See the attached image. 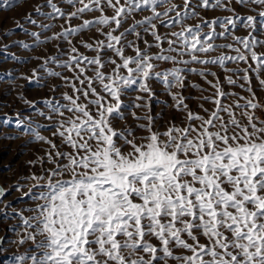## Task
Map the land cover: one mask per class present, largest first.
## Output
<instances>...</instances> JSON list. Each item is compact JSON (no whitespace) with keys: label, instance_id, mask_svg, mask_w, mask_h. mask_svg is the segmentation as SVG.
Masks as SVG:
<instances>
[{"label":"snow or ice","instance_id":"obj_1","mask_svg":"<svg viewBox=\"0 0 264 264\" xmlns=\"http://www.w3.org/2000/svg\"><path fill=\"white\" fill-rule=\"evenodd\" d=\"M77 2L82 7L68 14L66 19L79 18L85 12L93 11V6L103 13L102 0H91V3L69 0V3ZM104 2L114 9V16L102 14L95 21L85 20L79 27L65 29L53 37L71 43L69 38L82 31L115 25L111 31L102 33L107 43L98 41L95 48L92 44H84L97 53L94 58L72 56L69 62L60 65L69 70L74 65L79 68L80 75L85 72V68H80L81 64L96 66L95 76L85 77L88 90L77 89L75 85L73 88L82 92L86 99L90 93L96 97L88 104L97 114L94 116L88 105L79 104V97L68 95L64 99L70 101L71 106H51L53 113L63 116L61 109L66 107L75 117L59 123L54 132L73 152H57L56 155L63 156L67 163L51 170L48 183L40 186L43 191L30 194L32 199L43 203L31 210L36 213L34 216L22 220L30 231L18 243L31 242L34 247L31 252L18 257V264H29V261L30 264H264V121L257 122L254 112L250 111L259 107L253 102L254 93L244 106L235 105L247 120L243 125L232 106H226L216 98L212 101L216 110L208 119L188 113L189 121L201 122L198 127L191 123L184 128L172 125L159 133L153 131L152 118L148 117V125L140 126L148 135L140 138L139 143L132 130L118 132L112 127V120L124 118L122 89L139 81V90L151 94L147 83L150 79L162 82L169 90L183 83L181 69L166 73L154 71L153 60L180 62L163 54V49L155 56L139 48H135V56L124 55L121 42L125 33L114 35L113 32L134 12L149 9L152 15L126 32L139 39L137 26L147 25L145 31H151L158 48L165 38L155 31L154 21L159 20L166 27L181 25L182 31L171 33L176 40L167 39V51L187 54L191 61L224 66L226 61L247 62L248 56L237 48L234 49L237 56L198 60L197 53L207 54L216 49L209 42L214 39L213 33L206 34L202 40L200 25L183 27V21L189 16L190 0H184L183 13L176 11V5L166 8L164 16L175 12L174 18L169 17L171 23L163 21L162 13L157 11L171 0H124L123 5L121 0ZM202 2L204 7L209 6L208 0ZM216 2L218 4L219 0ZM237 2L264 7V0ZM48 6L52 9L48 18L65 16L53 0H48ZM259 16L264 17V11L259 12ZM254 21V17H247L245 26L253 27ZM30 22L35 23L34 20ZM204 23L211 27L208 22ZM227 23L234 24V21ZM31 35L39 41L37 33ZM177 41L180 49L173 48ZM238 42L256 63L252 70L259 76L264 71V54L258 55L253 49L258 44L264 46V41L252 38ZM127 46L132 47L131 42ZM108 50L119 57L120 63L110 59L108 63L114 68L111 75L105 76L100 69L106 66L102 53ZM71 51L76 53L77 49L73 47ZM121 70H125L126 75H121ZM244 71L242 79L250 85L248 69ZM199 74L204 75L203 72ZM49 75L59 74L49 72ZM94 81L102 85V91L114 103L96 92L92 87ZM227 83L234 85L236 82L229 77ZM259 83L264 87V79ZM212 87L216 89L217 97L228 95L221 90L219 82ZM248 91L251 92L250 87ZM173 99L177 100V106L183 104L182 97L174 96ZM221 113H227L228 119L225 120ZM21 126L17 123V128ZM32 134L37 140H44L38 132ZM64 175L70 179L58 178ZM200 237L207 243H200ZM152 239L158 246L151 242ZM176 249L187 254L175 255Z\"/></svg>","mask_w":264,"mask_h":264},{"label":"rangeland","instance_id":"obj_2","mask_svg":"<svg viewBox=\"0 0 264 264\" xmlns=\"http://www.w3.org/2000/svg\"><path fill=\"white\" fill-rule=\"evenodd\" d=\"M85 2L91 3V0H85ZM208 2L209 6L204 7L202 0H190L187 9L189 16L183 21L185 28L200 25L202 40L206 34L213 33L214 39L209 42L216 50L207 54L197 53V59L212 60L220 56H237L234 49L238 48L240 52L248 56L247 62L226 61L224 66L202 64L191 61V57L187 54L178 55L177 52H169L167 39L176 40L171 33L182 31V27L179 24L166 27L159 20L154 21L155 31L165 39L158 48L151 31H145L147 25L137 26V31L140 33L139 39L135 34L126 32L138 21H144L146 17L152 15L149 9L134 12L119 29L113 32L114 35L125 33L121 42L124 46V55L135 56V48H139L155 56L161 54L163 49L165 50L163 54L173 56L180 62L153 60L154 71L166 73L181 69L183 83L169 90L162 82L150 79L147 83L151 94L139 90V81L136 85L122 89L121 112L124 118L112 120V127L115 130L118 132L132 130L139 143L140 138L148 135L140 127L148 125V117L152 118L153 131L159 133L165 132L172 125L184 128L191 123L193 127H198L201 122L189 121L188 113L208 119L210 113L216 110V105L212 102L216 98L221 99L222 104L232 106L240 123L247 124L246 118L241 115L240 109H237L235 105L239 103L244 106L246 100L252 98V93L255 94L253 102L259 107L250 111L254 112L257 122L264 121V87L259 83L261 79H264V71L257 76V73L252 70L256 68V63L251 60L243 44L238 42V40L252 38L264 41V17L259 16V12L264 11V7L253 3L241 4L237 0H219L218 4L216 0H208ZM53 3L65 13L64 17L48 18L52 14L48 0H0V264H18L19 256L32 251L34 245L31 242L23 245L18 243L24 234L30 231L23 225L22 220L34 216L36 213L31 210L43 203V201L32 199L30 194L43 191L44 189L40 186L48 183L51 170L67 163L63 156L56 155L57 152H73V149L64 143L63 138L58 134L54 135V132L59 123L75 117L67 112L66 107L61 109L64 112L63 116L53 113L51 106H71L70 101L64 99V96L68 95L73 98L79 97L77 101L79 104L88 105L92 114L94 116L97 114L96 109L88 104L89 100H94L96 97L90 93L86 99L82 92H77L73 88L75 85L77 89L88 90L85 77H94L96 66L81 64L80 68H85V72L80 75L79 68L74 65L71 70L60 65L69 62L72 56L94 58L97 53L84 47V44H92L95 48L98 41L107 43L106 36L102 33H107L115 27V25L99 29L93 27L71 36L69 38L71 43L60 38H53L65 29L79 27L85 20L95 21L102 14L108 17L115 15L114 9L108 7L102 0L103 13L95 10L93 6V11L85 12L79 18L66 19L68 14L75 12L82 5L78 2L69 3V0H53ZM121 4H124V0H121ZM172 5H176V11L182 13L185 11L184 0H171V3L158 7L157 11L162 13L161 19L166 23H171L169 17H175V12H168L167 16L163 15L166 8H171ZM249 16L255 18L253 27L245 26ZM30 20H34L35 23H31ZM228 20L234 21V24L227 23ZM205 21L211 24V27L207 26ZM45 25L48 26L47 29L42 27ZM31 33H37L39 41ZM130 42L132 47L127 46ZM25 44L28 45L27 48L22 46ZM229 45L231 47H228ZM73 47L77 49L76 53L71 51ZM173 48L180 49V42L173 44ZM253 50L258 55L264 54L262 45H256ZM102 58L106 66L100 71L105 76L111 75L114 65L108 61L115 59L117 63H120L119 57L108 50L102 53ZM245 69H248L250 85L242 79ZM49 72L59 75L51 76ZM201 72L204 75H200ZM121 75H126V71L121 70ZM229 77L236 82L234 85L227 83ZM81 80L85 82L81 84ZM217 82L221 90L228 95L217 97L216 89L212 87ZM92 87L109 102L114 103L102 91V85L98 81H94ZM249 87L251 92L248 91ZM174 96L177 99L182 97L183 104L177 106ZM138 97L140 99H137ZM221 115L225 120L228 119L227 113H221ZM17 123L22 126L17 128ZM216 123L218 128L219 121ZM67 126L65 124V127ZM32 132H38L44 140H37ZM119 143L123 142L119 141ZM53 144L56 145L55 148L52 147ZM33 177L44 179L37 180ZM58 178L66 180L70 179V176L64 175ZM151 242L158 246L155 239ZM200 243H207V241L204 237H200ZM185 254L187 253L184 250H175V255Z\"/></svg>","mask_w":264,"mask_h":264}]
</instances>
